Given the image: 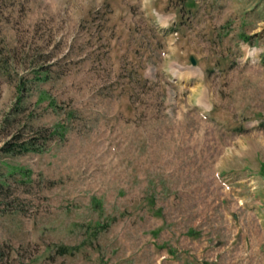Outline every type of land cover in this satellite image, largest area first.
Returning a JSON list of instances; mask_svg holds the SVG:
<instances>
[{
    "label": "rangeland",
    "instance_id": "374dc122",
    "mask_svg": "<svg viewBox=\"0 0 264 264\" xmlns=\"http://www.w3.org/2000/svg\"><path fill=\"white\" fill-rule=\"evenodd\" d=\"M0 264H264V0H0Z\"/></svg>",
    "mask_w": 264,
    "mask_h": 264
},
{
    "label": "trees",
    "instance_id": "16d2710c",
    "mask_svg": "<svg viewBox=\"0 0 264 264\" xmlns=\"http://www.w3.org/2000/svg\"><path fill=\"white\" fill-rule=\"evenodd\" d=\"M22 142H23L22 144L25 146L24 147L25 152H28L30 150H34L33 146H35V144H33L31 140H26V141H22ZM8 151H9V149H8Z\"/></svg>",
    "mask_w": 264,
    "mask_h": 264
},
{
    "label": "water",
    "instance_id": "95a60500",
    "mask_svg": "<svg viewBox=\"0 0 264 264\" xmlns=\"http://www.w3.org/2000/svg\"><path fill=\"white\" fill-rule=\"evenodd\" d=\"M190 63H191V65H195L196 64V61H195V59L193 57L190 58Z\"/></svg>",
    "mask_w": 264,
    "mask_h": 264
}]
</instances>
